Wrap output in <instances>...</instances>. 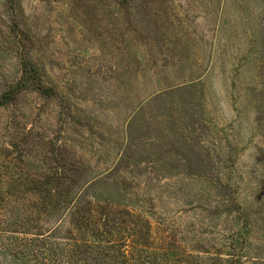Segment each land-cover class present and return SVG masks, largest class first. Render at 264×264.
Masks as SVG:
<instances>
[{
	"label": "rangeland",
	"instance_id": "1",
	"mask_svg": "<svg viewBox=\"0 0 264 264\" xmlns=\"http://www.w3.org/2000/svg\"><path fill=\"white\" fill-rule=\"evenodd\" d=\"M0 264H264V0H0Z\"/></svg>",
	"mask_w": 264,
	"mask_h": 264
}]
</instances>
